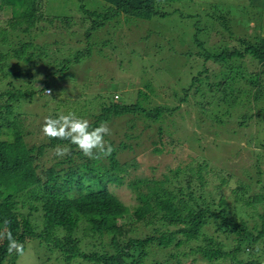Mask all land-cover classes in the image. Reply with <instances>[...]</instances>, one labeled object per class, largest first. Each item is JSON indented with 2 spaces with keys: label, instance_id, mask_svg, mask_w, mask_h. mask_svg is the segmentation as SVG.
<instances>
[{
  "label": "trees",
  "instance_id": "16d2710c",
  "mask_svg": "<svg viewBox=\"0 0 264 264\" xmlns=\"http://www.w3.org/2000/svg\"><path fill=\"white\" fill-rule=\"evenodd\" d=\"M77 1V11L81 14L79 23L71 16H49L45 11L48 0H0V10L10 12L9 18L0 22V136H12L11 141L0 139V264H16L32 241L46 252L57 249L65 264L75 260L89 264H142L153 248L163 251L181 246L182 249L188 247L180 254L182 260L193 256L194 261L198 255L208 263L227 259L228 264H264L257 255L259 244L264 246V192L246 197L249 187L242 183L233 192V201L226 200L220 187L215 188V193L220 195L217 200L211 192L198 190V193L193 181L197 180L202 187L214 169L206 160L199 162L190 157L195 138H188L187 143L182 144L163 132L162 127H157V135L166 134L168 138L162 142L158 140L160 136L158 142L151 139L148 143L152 145V153L163 156L176 152L178 164L163 172L159 179L134 176L128 180L125 186L135 200V205L128 207L114 194L112 187L123 186L129 170L137 167L136 159L128 162L118 156L120 150H132L131 141L139 139L138 135L127 131L132 128L130 123L127 122L128 126L120 135L121 139L130 141L129 144L121 140L115 146L104 137L112 153L106 156L94 151L93 157H89L68 140L46 136L42 129L48 117L39 121L37 115L19 112L37 96L47 97L44 92L53 85L49 77L63 79L70 75L73 66L89 59L94 48L93 36L107 23L120 17L125 21H151L174 14V11L172 14L163 11L160 0H100L104 3L102 11L88 10L82 0ZM213 17L229 34L226 40L235 44L216 52L218 47L211 48L194 33V55L204 66L191 77L188 87L182 89L180 102H187L192 96L197 110L203 114L209 112L212 105L227 109L234 104L238 106L239 95L246 98L247 104L250 98L255 103L264 101V35L256 33L247 38H234L227 26L231 22L229 14ZM86 21L88 26L81 40L76 41V45L84 43L86 47L72 52L76 33L71 29L76 24L84 28ZM56 31L61 39L56 38ZM63 35L69 41L67 46L60 43L65 40ZM211 35L225 41L220 31ZM65 47L69 49L66 51ZM251 61L258 67L255 71L248 68ZM40 65L47 69L53 67V70L39 78ZM212 65L218 68L214 75L216 82L208 79ZM250 76L254 77V82H250L253 79ZM247 77L251 79L247 81ZM16 80L19 82L15 83ZM239 82L248 83L246 92L235 88ZM104 91L106 95L89 96L100 101L97 114L93 106L90 111L84 110L87 112L84 117L81 108L74 111L81 118H91L88 122L92 128L137 115L157 123L163 115L170 116L177 109L154 106L148 110L146 103L139 101L133 104L113 101L116 90L110 87ZM139 95L146 94L139 91ZM260 114H264V107L255 112L257 117ZM60 116L63 115L53 114L50 118ZM214 116L213 112L211 117ZM58 150H66V154L58 156ZM24 203L29 204L27 214L20 210ZM244 211L256 216L258 224L248 227L240 215ZM32 215H38L39 224L33 223ZM209 227L227 238L232 237V249L227 251L220 241L208 236ZM80 231H83L82 238L76 236ZM198 240H202L204 246L192 247L190 243ZM88 245L101 249L83 252L80 247ZM241 255H248L250 259L243 260L238 257ZM169 258L181 264L178 254H169Z\"/></svg>",
  "mask_w": 264,
  "mask_h": 264
},
{
  "label": "rangeland",
  "instance_id": "374dc122",
  "mask_svg": "<svg viewBox=\"0 0 264 264\" xmlns=\"http://www.w3.org/2000/svg\"><path fill=\"white\" fill-rule=\"evenodd\" d=\"M82 1L88 10L102 11L104 8V3L100 0ZM48 3L49 6L45 11L49 16L57 15L60 18L71 16L76 23H79L81 14L77 11L79 6L77 0H48ZM160 3L163 11L171 14L174 11V14L165 18H153L151 21L138 19L125 21L124 17H120L107 23L103 30L94 34V48L91 50L89 59L80 65L73 66L70 75L63 79L49 77L53 85L48 89L49 93L48 91L44 92L47 97L37 96L31 103H25L19 112L37 115L39 121L45 117L50 118L53 114L74 113L77 107L81 108L80 112H83H81L83 117L87 115L84 114V112L87 113L84 110L90 111L91 106H93L94 114H97L100 101L92 100V97L105 93L104 89L107 87H110V90H116L115 93L109 91L114 93L113 101L116 102L133 104L139 101L144 105L146 103L145 107L148 110L154 106H164L169 110L177 108L171 112L170 116L163 115L161 122L157 123H151L137 115L116 119L111 124H107L110 131L105 137L112 140L115 146L121 140L129 144L130 141L127 142L120 138L124 127L128 126L127 122L132 126L127 131H132L133 134L139 136L138 140L131 141L133 151L126 149L124 152L118 151L120 160L129 162L134 158L137 167L129 170V176L125 179L123 186L112 187L114 194L128 207L135 205L133 193L125 186L128 180L134 176L159 179L163 172L178 164V160L175 159L176 152L163 156L152 153V145L149 143L151 139L158 142L159 136L160 142L172 135L182 144H186L188 138L196 139L190 147V157L199 162L202 159L206 160L214 169L207 175L202 187H199L197 180L194 179L193 187L198 193L199 191L211 192L210 194L217 200L220 195L215 193V188L220 187V192L226 200L233 201V192L242 183L249 187L246 197L264 192V114H260L259 117L255 115L259 107H264V101L255 103L250 98V103L247 104L246 98L239 95L240 104L238 106L233 103V108L227 109L221 105H212L210 111L203 114L197 110L195 99L192 96H189V102V97L187 102H180L182 89L188 87L191 77L195 76L197 71H200L204 66L201 59L196 60L194 55V33L197 34L199 41L211 45L213 49L218 47V50L215 49L216 52L221 48L224 49L226 45L235 44L234 41L226 40L229 34L225 29L219 27L220 24L218 25L213 17L229 14L231 22L227 26L230 29V34L235 36L234 38L237 36L247 38L256 33L260 36L264 35V0H160ZM9 16L8 9L0 10V22L8 19ZM87 21L84 28H80L76 24L71 29L76 33L72 39L74 41L72 52L86 47L84 43L76 45V41L81 40V35L88 26ZM215 31H220L225 36V41L215 38L216 35L210 36ZM62 32L64 33V30ZM56 33V38L61 39L58 31ZM64 37L63 35V39H65ZM142 38L143 40H141ZM60 43L67 46L69 41L65 39ZM67 49L69 48H66V51ZM255 65L256 63L251 61L248 68H253L255 71V68L258 69L257 66L254 67ZM40 66L39 78L48 75L53 70V67L47 69V66ZM217 70L218 68L212 65L209 82H216L217 79H214V75ZM251 81L254 82V77ZM18 82L19 80H16L15 83ZM37 83L39 84L40 81ZM37 83L34 86H37ZM247 85L248 83L243 85L239 82L235 88L239 92H246ZM249 90L251 91V89ZM262 90H264V86ZM139 91L146 95H139ZM106 93L108 94L107 90ZM210 112H214L217 116L216 119H214L215 116L211 117L212 113ZM90 119L87 120L90 121ZM159 126L168 136L162 133L157 135L156 130ZM5 138L9 141L12 140L11 134L9 137L5 134L0 136V139ZM249 138L252 140H247ZM182 177L186 178L184 175ZM222 180L223 183H221ZM28 205V203H24L20 208L22 214H27ZM245 212H241L240 215L247 226L257 225L256 216ZM31 220L36 224L40 222L38 215H32ZM206 233L220 241L227 251L232 249V237L227 238L223 234L215 232L212 227H209ZM82 235L83 231L76 234L79 238ZM85 240L89 242V240ZM89 243H93V240ZM190 244L192 247L204 246L202 240ZM102 245L106 248L103 243ZM80 248L85 253L98 252L101 249L100 246L91 247V245ZM187 248L171 247L163 251L153 248L142 264H176V259H170L169 254H178L181 264H228L227 259L224 262L218 260L208 263L198 255L195 256L194 261L193 256L182 260L180 254L186 252ZM45 250L43 247L37 246L35 241L29 242L16 264H65L57 249L52 248L47 252ZM257 255H259V260L264 263L263 244H259ZM238 257L243 260L250 259L248 255ZM70 264L89 263L75 260Z\"/></svg>",
  "mask_w": 264,
  "mask_h": 264
},
{
  "label": "clouds",
  "instance_id": "9594fccd",
  "mask_svg": "<svg viewBox=\"0 0 264 264\" xmlns=\"http://www.w3.org/2000/svg\"><path fill=\"white\" fill-rule=\"evenodd\" d=\"M46 91L49 93L48 89L45 90V93ZM42 131L48 137L70 141L89 157H93L94 150L106 156L113 151L111 145L107 144L104 139L110 131L107 124L92 128L87 119L81 118L73 112L56 119L47 118ZM65 154L66 150H58L56 153L58 156ZM18 251L22 252V248H19Z\"/></svg>",
  "mask_w": 264,
  "mask_h": 264
}]
</instances>
